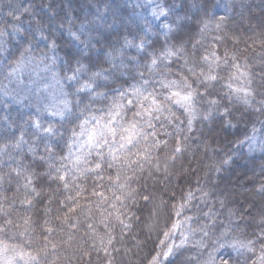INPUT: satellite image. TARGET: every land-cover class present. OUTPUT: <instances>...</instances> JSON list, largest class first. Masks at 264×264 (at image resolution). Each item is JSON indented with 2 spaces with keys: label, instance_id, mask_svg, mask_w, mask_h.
I'll list each match as a JSON object with an SVG mask.
<instances>
[{
  "label": "trees",
  "instance_id": "1",
  "mask_svg": "<svg viewBox=\"0 0 264 264\" xmlns=\"http://www.w3.org/2000/svg\"><path fill=\"white\" fill-rule=\"evenodd\" d=\"M152 1L164 11L157 22L134 17L136 0H0V85L26 56L39 61L55 54L65 65L78 61L103 72L94 91L72 94L71 116L47 119L51 136L35 131L31 111L0 89V142L22 134L31 145L14 161L0 160V243L37 258L28 264H149L171 222L188 216L198 243L187 244L164 264H201L197 247L202 254H217L213 264H255L261 254L264 0ZM127 38L139 40L143 48L124 69L108 70L105 52ZM177 49V55L159 59L149 72L145 65L153 56ZM238 69L249 74L246 103L229 87ZM140 73L151 80L148 90L158 94L167 92L161 80L187 78L197 92L193 111L169 105L170 113L154 121L158 135L132 149L134 163L126 165L122 156L111 169L106 162L100 173L84 172L98 158L92 151L76 162L81 153L72 130L79 131V113H104L107 119L110 100L118 95L109 89L142 83ZM207 75L216 80L205 81ZM105 92L107 97L97 95ZM134 111L125 110L124 120ZM255 134L262 148L250 152L247 140ZM156 139L165 143L154 147ZM117 173L123 189L109 180ZM189 191L190 204L177 217L174 206ZM249 240L251 252L232 247Z\"/></svg>",
  "mask_w": 264,
  "mask_h": 264
},
{
  "label": "snow or ice",
  "instance_id": "2",
  "mask_svg": "<svg viewBox=\"0 0 264 264\" xmlns=\"http://www.w3.org/2000/svg\"><path fill=\"white\" fill-rule=\"evenodd\" d=\"M219 27V25H218ZM74 35V34H73ZM54 46V45H53ZM138 47L143 48V44L138 45ZM179 49L175 52L171 50H166L160 54V57L153 58L145 65L149 72H153L156 68L157 61L161 58H167L174 55H177ZM23 55V53H22ZM212 56L216 57L215 52L211 53ZM202 59L204 61H208V56H203ZM219 60V57H216ZM86 66L81 65L78 67L75 72L79 73ZM191 71V69H190ZM15 72V68L13 69V73ZM102 71H97L92 74V78L101 76ZM142 83L140 84H132L129 88H116L109 89V91H115L118 93L117 96H114L109 103L108 112L106 113L107 119L105 120L103 117L96 118L91 117L89 119H85L80 121L78 127L79 131H76L75 128L72 130V138L74 143H79V151L81 155L76 157V162L79 164L82 159L87 158L91 155L92 151L96 152V156L98 158L94 167L86 168L83 171L87 173H100L102 172L103 165L108 162V168H113L116 164H119L121 161V157L123 156V161L126 165H130L135 161L131 160L130 157L133 155L132 149L136 147L137 144L140 143V140L143 139L148 141L150 137L155 138L158 133L156 130V124L154 121L161 120V114L164 112L170 113L169 105H175L182 108L186 113H191L193 111V103L197 96V92L192 88V85L188 82L187 78H184L182 82L178 81H168L164 82L160 81V87L166 89V93H157L156 91H149V85L151 83L150 78L145 79L143 73L139 74ZM69 80L76 79V76L68 77ZM205 81H214L216 80L215 76L207 75L204 77ZM230 87V85H229ZM174 88H183L187 89V91H179L173 90ZM81 91L89 90L94 91L93 85L90 83H85L81 86ZM206 94V93H204ZM100 97H107V93H97ZM163 96V101H161L160 97ZM167 102V103H165ZM210 104H217L216 100L209 101ZM133 108L136 109L132 113L131 119L124 120L125 110L131 111ZM54 116H60L64 118L66 116L72 115V109L69 106L67 101L64 102V105L61 109L52 113ZM165 119H169V117H164ZM207 118V116L205 117ZM91 121H95L94 124L89 127V123ZM71 122V121H69ZM169 123L171 120L169 119ZM191 123V121H189ZM34 126L39 128L40 125L38 122H34ZM162 126V125H161ZM46 133H52V128L43 129ZM164 141L155 140L153 146H158ZM87 148L88 151L84 152V149ZM107 149V152H105ZM148 149H145V153L147 154ZM176 152H180L181 148L179 146L175 149ZM71 155V153L69 154ZM135 155L139 156L140 153H135ZM67 158V157H65ZM110 161V162H109ZM227 163V161H225ZM57 172H60V169H56ZM103 180V176L99 177ZM59 179L61 181H65V176L60 175ZM110 182L113 185H118L120 189H123L125 185L119 184L120 176L117 173L115 179L109 178ZM65 189L68 188V184L65 182ZM264 190V189H262ZM93 195L103 196L102 193H93ZM79 196V193H77ZM72 200V197H69ZM106 199V198H105ZM117 200L120 197H116ZM148 200V197L144 198ZM192 199V192L189 191L185 194L183 198V203L178 206H174V214L179 217L183 214V210L189 206L190 201ZM78 207V205H77ZM179 208V211H175V208ZM70 211H74V209H70ZM203 215L208 216L209 213H204ZM185 221H191L193 217L188 216L184 218ZM10 223V221L8 222ZM91 227V225H89ZM181 227V223L179 220H174L171 222V227H169L166 231H164V239L160 240V245H164L167 240L173 239L176 231ZM202 230V229H200ZM49 232L52 229H48ZM207 235V233H205ZM260 235L264 237V230L261 231ZM187 243V233H184L181 238V242L179 244H169L166 250L163 251L162 256L163 260H161V253H157L152 257V260L149 261V264H164V261L168 260L169 257L179 254V250L182 249ZM253 243L252 240H249L247 244L234 242L232 247L238 248H247L249 252L253 251L252 248L249 247ZM7 246L5 245L3 248H0V252H7ZM32 261H35L36 257H30ZM3 264H13L12 259H6L3 261ZM227 264V262H225ZM255 264H264V247H262L261 254L256 258Z\"/></svg>",
  "mask_w": 264,
  "mask_h": 264
},
{
  "label": "rangeland",
  "instance_id": "3",
  "mask_svg": "<svg viewBox=\"0 0 264 264\" xmlns=\"http://www.w3.org/2000/svg\"><path fill=\"white\" fill-rule=\"evenodd\" d=\"M135 4L133 15L139 21L148 20L151 22H157L162 20L164 11L156 6L152 0H136ZM2 42L3 39L0 37V51H3ZM140 44L141 42L139 40L127 38L117 42L113 47H110L105 52L109 66L108 70L120 71L124 69L128 64L127 61H131L133 58L131 56L140 48L138 47ZM27 57L28 56L23 60L21 59L18 61L11 68L7 81L1 83L0 89L2 94L8 97L10 101L18 102L31 111L30 119L32 120V127L35 131L44 136H51L53 133H46L43 131V129L52 128V126L47 123V119L48 121L60 119V116H54L52 113L61 109L65 101H67L71 107L72 94L89 91H81V86L85 83H90L94 86L99 76L93 79L92 74L95 72L88 70L87 67L82 69L79 73H76L75 70L81 65H84L83 63H78V61H76L71 65H65L55 54H50L44 60L39 61ZM14 68L15 72L13 73ZM73 75L76 76V79L69 80L68 77ZM232 79L233 80L230 84L232 95L241 103L248 102L251 97L248 84V72L243 69H238L234 73ZM173 90H179L182 92L187 91V89L183 88H174ZM32 105L33 107L29 108V106ZM79 116L81 121L91 117L106 118L104 113L99 115L97 112L91 113L87 110H82L79 113ZM34 122H38L40 127H35ZM94 123L95 121L90 120L91 125ZM261 141L262 140L258 138L256 134L249 137L247 140L248 151H259L262 148ZM30 147L31 145L24 135H15L9 140H4L2 143L0 142V160L7 162L14 161L19 152L29 150ZM177 220L180 221L181 227L176 231L173 239L167 240L165 244L162 245L163 247L159 251V253H161V260H163L162 253L166 250L167 246L169 244H179L184 233H187V243L185 246L187 244L197 245L198 243L194 237V233L191 231L190 221H185L184 218H178ZM4 246L5 244L0 243V248H3ZM6 246L8 249L7 252H0V264H3V261L6 259H12L13 264H28L32 261L30 257H33V255L27 254L13 246ZM239 249L242 250L243 248ZM196 250L197 252L195 255L202 259L201 264L215 263L216 253L202 254L201 251L198 252V247ZM172 257H169L168 260Z\"/></svg>",
  "mask_w": 264,
  "mask_h": 264
}]
</instances>
